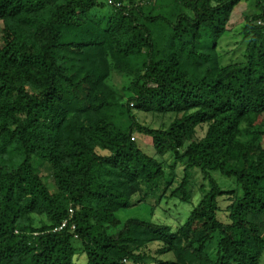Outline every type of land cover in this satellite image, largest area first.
Instances as JSON below:
<instances>
[{
  "label": "trees",
  "instance_id": "1",
  "mask_svg": "<svg viewBox=\"0 0 264 264\" xmlns=\"http://www.w3.org/2000/svg\"><path fill=\"white\" fill-rule=\"evenodd\" d=\"M0 21V264H262L264 0H0ZM197 190L184 222L116 216Z\"/></svg>",
  "mask_w": 264,
  "mask_h": 264
},
{
  "label": "rangeland",
  "instance_id": "2",
  "mask_svg": "<svg viewBox=\"0 0 264 264\" xmlns=\"http://www.w3.org/2000/svg\"><path fill=\"white\" fill-rule=\"evenodd\" d=\"M252 12H254L253 1L251 2L243 1L233 12L230 25L228 27V31L226 35L223 37L219 49L225 62L229 60L231 61L236 58L238 59L241 56L243 49L240 47V43L242 39L239 36V33L244 25L245 15H249ZM107 13H108V8H106L105 10H100V9L94 10L92 14L98 16L100 20H103V18L105 19L107 18ZM2 29H3V25L2 22L0 21V46H2ZM113 83L115 87L119 89V91H122V88L127 84V81L121 76L115 75L113 79ZM139 120L140 122L146 125L152 126L154 129H159L161 124H165L166 126L169 125L170 122L172 121V118H168V117L156 118L151 115H147V116L141 115L139 116ZM204 131L205 129L199 130L198 137L200 139L204 137L205 135ZM139 145L145 153H147L150 156L154 155V150L150 138L141 137L139 139ZM166 161H167V166L169 167L175 166V173L178 175L179 178H182L184 167L182 165L176 166L173 159L169 158V156L166 157ZM166 168L168 169V167ZM214 178L217 180V182L219 183V185L222 187L223 190L229 191L236 188L235 181L233 179L226 178L222 176L220 173L214 174ZM200 199H201L200 193L197 190V194L192 204H183L178 201L177 202L173 201L168 205L164 204L161 207L162 209L158 210L155 217L151 215L153 210L152 202H149V204H143L141 206L131 207L127 210H121L116 214V216L123 222L129 219H136L142 221L154 220L156 222L168 221L170 223H172L176 219H179L181 222H184L189 217L190 212L193 210V208L199 203ZM75 245L77 247L80 246L78 242L75 243ZM209 253L212 255L216 253L215 244L209 247ZM78 258L80 261L79 264H88V261L83 256H79ZM261 263L264 264V257Z\"/></svg>",
  "mask_w": 264,
  "mask_h": 264
},
{
  "label": "built area",
  "instance_id": "3",
  "mask_svg": "<svg viewBox=\"0 0 264 264\" xmlns=\"http://www.w3.org/2000/svg\"><path fill=\"white\" fill-rule=\"evenodd\" d=\"M260 25H264V21H260L259 22ZM67 226V222L63 223L62 226L59 228V230H62L63 228H65Z\"/></svg>",
  "mask_w": 264,
  "mask_h": 264
}]
</instances>
